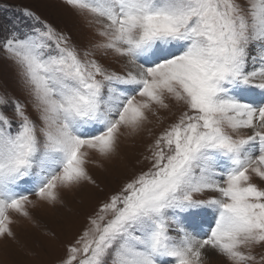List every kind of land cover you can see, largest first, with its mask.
I'll use <instances>...</instances> for the list:
<instances>
[{
	"label": "snow or ice",
	"instance_id": "snow-or-ice-1",
	"mask_svg": "<svg viewBox=\"0 0 264 264\" xmlns=\"http://www.w3.org/2000/svg\"><path fill=\"white\" fill-rule=\"evenodd\" d=\"M63 2L92 29L90 46L30 11L0 43L27 97L0 94V239H15L13 214L31 219L30 195L55 206L94 183L91 154L114 156L123 130L174 109L150 167L100 204L61 264H255L264 0Z\"/></svg>",
	"mask_w": 264,
	"mask_h": 264
},
{
	"label": "rangeland",
	"instance_id": "rangeland-1",
	"mask_svg": "<svg viewBox=\"0 0 264 264\" xmlns=\"http://www.w3.org/2000/svg\"><path fill=\"white\" fill-rule=\"evenodd\" d=\"M26 11L69 35L78 47H88L96 39L92 29L86 26L84 17L77 15L63 0H0V43L14 27L30 23L24 15ZM111 67L116 71L121 70L118 63H112ZM0 94H7L22 102L27 100L21 91L16 67L2 50ZM29 114L34 118L35 114L30 108ZM178 115V110H158L157 116L149 114V122L139 132L123 130L114 156L102 159L95 154L90 155L92 162L88 165V171L94 183L63 190L61 200L55 206L44 204L34 194L30 195V199L36 203V207L29 209L31 219L13 214L16 221L12 225L15 239H0V264H61L68 246L88 227L89 217L95 214L100 204L150 167L145 159L149 155V145L169 124L175 122ZM254 182L264 186V182L258 178ZM253 254L257 258L255 264H264V246L254 248ZM218 264L228 262L221 258Z\"/></svg>",
	"mask_w": 264,
	"mask_h": 264
}]
</instances>
